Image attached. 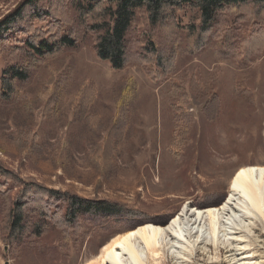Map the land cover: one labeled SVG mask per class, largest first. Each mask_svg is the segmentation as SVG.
Returning a JSON list of instances; mask_svg holds the SVG:
<instances>
[{
    "label": "rangeland",
    "instance_id": "rangeland-1",
    "mask_svg": "<svg viewBox=\"0 0 264 264\" xmlns=\"http://www.w3.org/2000/svg\"><path fill=\"white\" fill-rule=\"evenodd\" d=\"M21 1L0 0V19ZM179 17L187 24L192 13ZM255 61L239 69L218 61L213 47L179 58L178 70L215 91L221 109L210 121L202 113L205 101L190 93L191 131L177 156L169 81L153 82L136 65L115 71L88 43L32 69L15 101L0 100V162L23 179L122 203L142 216L123 218L121 233L93 229L77 244L52 230L17 252L3 241L0 226V264H91L117 236L143 222L166 225L185 203L222 205L239 167L264 163V55ZM7 64L1 57L0 86ZM120 105L129 118L112 130ZM231 222L216 238L194 232L191 245L170 244L157 264H264V220L241 212Z\"/></svg>",
    "mask_w": 264,
    "mask_h": 264
},
{
    "label": "trees",
    "instance_id": "trees-1",
    "mask_svg": "<svg viewBox=\"0 0 264 264\" xmlns=\"http://www.w3.org/2000/svg\"><path fill=\"white\" fill-rule=\"evenodd\" d=\"M185 11L192 13L187 24L179 17ZM85 43L115 71L136 65L153 82H170L177 156L191 131L190 93L205 101L202 113L210 121L218 119L221 109L215 91L202 88L195 74L187 77L178 70L179 58L213 47L218 61L236 63L239 69L255 67L264 55V0H22L0 19V58L8 61L0 100L15 101L19 84L29 81L32 69L46 58ZM128 118V108L118 106L112 130ZM136 214L142 216L122 203L88 200L23 179L0 162V226L13 252L32 247L52 230L74 244L93 229L121 233L127 230L124 224L119 228L121 220Z\"/></svg>",
    "mask_w": 264,
    "mask_h": 264
},
{
    "label": "bare ground",
    "instance_id": "bare-ground-1",
    "mask_svg": "<svg viewBox=\"0 0 264 264\" xmlns=\"http://www.w3.org/2000/svg\"><path fill=\"white\" fill-rule=\"evenodd\" d=\"M229 188V195L220 206L200 208L193 202L185 203L166 225L146 223L117 236L100 250L91 264H157L165 247L170 244L174 247L181 240L191 245L194 232L216 238L224 222L232 224L233 216L239 217L241 212L264 220V163L239 167Z\"/></svg>",
    "mask_w": 264,
    "mask_h": 264
}]
</instances>
